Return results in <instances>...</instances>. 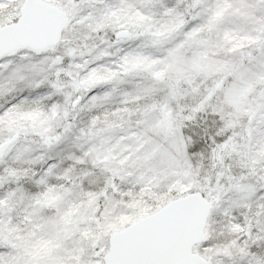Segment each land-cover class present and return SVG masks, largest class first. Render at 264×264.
I'll use <instances>...</instances> for the list:
<instances>
[{
	"label": "snow or ice",
	"instance_id": "obj_1",
	"mask_svg": "<svg viewBox=\"0 0 264 264\" xmlns=\"http://www.w3.org/2000/svg\"><path fill=\"white\" fill-rule=\"evenodd\" d=\"M0 264H264V0H0Z\"/></svg>",
	"mask_w": 264,
	"mask_h": 264
}]
</instances>
